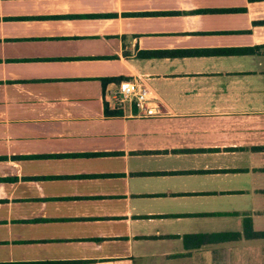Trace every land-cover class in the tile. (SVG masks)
<instances>
[{"label":"crops","instance_id":"crops-1","mask_svg":"<svg viewBox=\"0 0 264 264\" xmlns=\"http://www.w3.org/2000/svg\"><path fill=\"white\" fill-rule=\"evenodd\" d=\"M123 80L155 114L109 106ZM246 217L264 231V0H0V262L207 256L183 236Z\"/></svg>","mask_w":264,"mask_h":264},{"label":"rangeland","instance_id":"rangeland-1","mask_svg":"<svg viewBox=\"0 0 264 264\" xmlns=\"http://www.w3.org/2000/svg\"><path fill=\"white\" fill-rule=\"evenodd\" d=\"M214 226L219 224L214 223ZM211 230V226H209ZM221 227L219 230L224 229ZM217 228H214V231ZM213 231V230H212ZM207 256H143L134 264H264V238L235 244H213Z\"/></svg>","mask_w":264,"mask_h":264},{"label":"trees","instance_id":"trees-1","mask_svg":"<svg viewBox=\"0 0 264 264\" xmlns=\"http://www.w3.org/2000/svg\"><path fill=\"white\" fill-rule=\"evenodd\" d=\"M263 238L264 231H254L251 226V221L248 217L243 219L242 232L238 231H217L205 232L197 234H186L183 236V243L187 249H199L202 246L210 244H219L228 241H237L241 237ZM85 260H33V261H4L0 264H79Z\"/></svg>","mask_w":264,"mask_h":264},{"label":"built area","instance_id":"built-area-1","mask_svg":"<svg viewBox=\"0 0 264 264\" xmlns=\"http://www.w3.org/2000/svg\"><path fill=\"white\" fill-rule=\"evenodd\" d=\"M108 104L114 109L124 110L135 106L143 115L156 113L155 107L150 103L149 89L135 80L120 81L113 90L107 94Z\"/></svg>","mask_w":264,"mask_h":264}]
</instances>
